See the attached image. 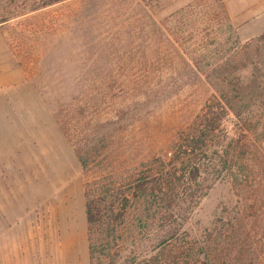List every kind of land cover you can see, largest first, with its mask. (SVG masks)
<instances>
[{
    "label": "rangeland",
    "instance_id": "rangeland-1",
    "mask_svg": "<svg viewBox=\"0 0 264 264\" xmlns=\"http://www.w3.org/2000/svg\"><path fill=\"white\" fill-rule=\"evenodd\" d=\"M132 1L66 0L0 25L1 264H90L86 182L126 183L170 151L221 83L189 68L264 35V0ZM237 202L221 180L185 222L159 212L143 226L200 239Z\"/></svg>",
    "mask_w": 264,
    "mask_h": 264
},
{
    "label": "trees",
    "instance_id": "trees-1",
    "mask_svg": "<svg viewBox=\"0 0 264 264\" xmlns=\"http://www.w3.org/2000/svg\"><path fill=\"white\" fill-rule=\"evenodd\" d=\"M63 1L0 0V25ZM132 2L140 8L152 0ZM218 46L213 66L189 71L216 75L221 83H209L211 96L170 151L141 162L126 183H113L111 174L86 182L90 264H264V35L243 44L235 36ZM81 166L87 172L86 163ZM221 180L238 198L232 217L200 239L184 232L181 243L178 224L146 233L143 224L154 223L159 212L185 222Z\"/></svg>",
    "mask_w": 264,
    "mask_h": 264
},
{
    "label": "crops",
    "instance_id": "crops-1",
    "mask_svg": "<svg viewBox=\"0 0 264 264\" xmlns=\"http://www.w3.org/2000/svg\"><path fill=\"white\" fill-rule=\"evenodd\" d=\"M1 264V263H0Z\"/></svg>",
    "mask_w": 264,
    "mask_h": 264
}]
</instances>
